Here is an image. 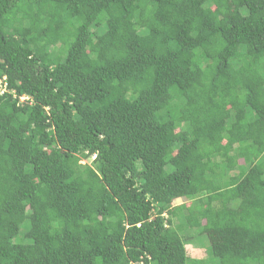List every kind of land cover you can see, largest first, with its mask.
<instances>
[{"label": "trees", "instance_id": "16d2710c", "mask_svg": "<svg viewBox=\"0 0 264 264\" xmlns=\"http://www.w3.org/2000/svg\"><path fill=\"white\" fill-rule=\"evenodd\" d=\"M0 81V264H264V0H0Z\"/></svg>", "mask_w": 264, "mask_h": 264}, {"label": "rangeland", "instance_id": "374dc122", "mask_svg": "<svg viewBox=\"0 0 264 264\" xmlns=\"http://www.w3.org/2000/svg\"><path fill=\"white\" fill-rule=\"evenodd\" d=\"M2 84H3V82H2ZM4 85V84H3ZM2 93V92H1ZM26 99H28V98H26ZM26 99H22L23 101H25ZM225 156V155H224ZM93 159L94 158H92L91 160H88V161H83L82 162V164H90V163H92V161H93ZM239 163H243V161L241 160V161H239ZM185 203V201L183 200H179V201H176L175 203H174V206L176 207V206H180V205H182V204H184ZM178 215H180V214H178L177 212H175V213H171V215H169V216H165L166 218L167 217H170V218H173V220H180L179 218H178ZM184 233H182V235H183ZM185 234H186V232H185ZM195 238L192 240V242H191V244L190 245H187L186 247H187V254H188V256L190 257V258H192V257H194L195 255H197V254H200V253H202V256H201V258H193V259H205L207 256V251L210 249V242H209V240H208V238H207V236L206 235H201V234H199V232L198 231H196L195 230Z\"/></svg>", "mask_w": 264, "mask_h": 264}, {"label": "built area", "instance_id": "2783aa9c", "mask_svg": "<svg viewBox=\"0 0 264 264\" xmlns=\"http://www.w3.org/2000/svg\"><path fill=\"white\" fill-rule=\"evenodd\" d=\"M4 93V92H6V85L4 84H2V81H0V94H2V93Z\"/></svg>", "mask_w": 264, "mask_h": 264}, {"label": "crops", "instance_id": "0c3cea01", "mask_svg": "<svg viewBox=\"0 0 264 264\" xmlns=\"http://www.w3.org/2000/svg\"><path fill=\"white\" fill-rule=\"evenodd\" d=\"M201 256H202V253L195 255L193 258H201Z\"/></svg>", "mask_w": 264, "mask_h": 264}]
</instances>
